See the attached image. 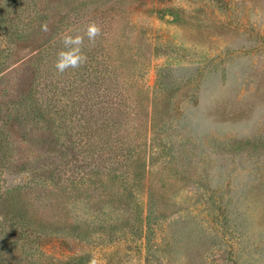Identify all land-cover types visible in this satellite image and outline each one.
Here are the masks:
<instances>
[{"label":"rangeland","instance_id":"1","mask_svg":"<svg viewBox=\"0 0 264 264\" xmlns=\"http://www.w3.org/2000/svg\"><path fill=\"white\" fill-rule=\"evenodd\" d=\"M111 63L137 107L103 133L99 74L86 112L79 84ZM71 258L264 264V0H0V264Z\"/></svg>","mask_w":264,"mask_h":264},{"label":"trees","instance_id":"2","mask_svg":"<svg viewBox=\"0 0 264 264\" xmlns=\"http://www.w3.org/2000/svg\"><path fill=\"white\" fill-rule=\"evenodd\" d=\"M32 56L28 57L24 62L27 70H34L37 69V65L35 63V61H33L34 59L31 58ZM125 59H123L124 61ZM90 65L91 62H90ZM114 66H112V63L109 65H105V67L103 68H99L97 65L94 67H87L86 68L89 70V73L86 76V79H82V81H80L79 84V89L82 90L83 94H81L79 96V101L78 104L79 106L83 104L84 108H83V112H86L89 109L88 103L90 101L89 98H87V94L85 93V88L91 86V84H93L90 80L92 74L95 72L96 74L99 75H95L94 79H97L99 81V87H102V96L103 98L108 97L106 102L103 101L102 104H107L106 106V110H105V117L107 122H111V123H104L101 126H96V130L100 129L104 131L108 128V127H113L116 124V120L119 117L120 111L122 110V108L124 109H128L126 112V115L129 113V110H131V112L134 111V108H136L137 106H131V104L133 103V98H131V94L129 89L132 88V84H131V77L130 76H116L113 73V68ZM113 68V69H112ZM123 80V81H121ZM87 81V82H86ZM86 82V83H85ZM121 82V85H120ZM97 84V83H95ZM118 84L120 85L118 87ZM70 87H72L69 90V93L71 92V90H73V85H69ZM115 88H120V89H116ZM134 89V88H133ZM124 91L125 94H124ZM134 94H135V90H134ZM73 97V96H72ZM119 98V101H116L115 103H113V98ZM112 102L111 106L109 105V103ZM115 105V106H113ZM101 109H98V111L101 112ZM102 114H104V111L102 109ZM105 122V120H104ZM92 125H95V123H91ZM149 125V124H148ZM151 126V124L149 125ZM140 167V166H138ZM74 261V258H71L68 260V264H71Z\"/></svg>","mask_w":264,"mask_h":264},{"label":"clouds","instance_id":"3","mask_svg":"<svg viewBox=\"0 0 264 264\" xmlns=\"http://www.w3.org/2000/svg\"><path fill=\"white\" fill-rule=\"evenodd\" d=\"M47 30V26H44ZM102 34L101 27L95 22H88L83 29V34L80 32L73 33L71 30L66 31L60 36L62 45L56 52L54 68L58 73L63 74L69 69H78L87 62V55L84 53L85 37L88 40L89 46H94L98 36Z\"/></svg>","mask_w":264,"mask_h":264}]
</instances>
